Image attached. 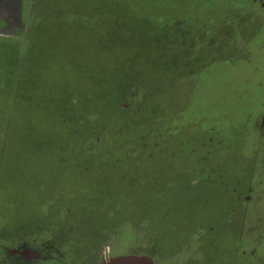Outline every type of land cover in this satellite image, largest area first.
<instances>
[{
	"label": "trees",
	"instance_id": "obj_1",
	"mask_svg": "<svg viewBox=\"0 0 264 264\" xmlns=\"http://www.w3.org/2000/svg\"><path fill=\"white\" fill-rule=\"evenodd\" d=\"M233 3L33 0L27 26L20 31L15 28L20 22L11 21V15L20 19V11L16 15L3 10L4 5L11 7L10 11L16 6V10L19 4L0 0L4 14L0 34L8 36L4 32L10 28L16 36L23 33L22 40L0 38V98H5L10 110L0 117L7 139L4 170L21 169L29 175L34 165L29 153L31 139L48 138L50 156L62 155L59 160L50 159L49 173L52 183H57L62 171V197L57 199L59 205L62 203V218L58 222L64 234L62 249L70 252L59 260L57 256L50 258L51 264H89L94 254L100 259L102 247L120 236L134 203H143L140 207L145 206L155 216L156 211L170 209L171 202L174 206L175 201L182 203L187 198L193 187L189 169L177 172L178 176L175 171L169 173L161 184L156 183L158 178L149 172L158 169L152 148L164 151L172 145L178 154L192 155L190 142L203 140L213 129H203V125H220L224 119L220 107L231 100L233 79L227 76L231 71L222 67L204 77L210 71L204 57L208 54L211 60L223 59L225 53L238 55L237 50L247 57V51L236 50L235 39L233 45L228 41L230 47L225 49L223 38L209 36L204 29L210 17L224 26V17L235 9ZM225 31L231 36L232 31ZM130 87L141 92L132 109L124 110L120 106L130 100ZM227 115L231 116L229 122L222 125L239 120L230 111ZM154 136L155 142L150 140ZM143 157H147L148 168L139 164ZM200 166L197 163L191 170L199 173ZM44 169L40 162V172ZM145 185L155 188L140 193ZM195 190L198 194L204 191L205 182ZM99 191L106 194L99 195ZM27 194L24 188L11 192L9 184L0 180L1 203L13 202L18 196L25 200ZM1 205L0 220L38 219L31 209ZM176 210L180 215L186 211L182 207ZM35 228L27 235L49 229ZM210 228L215 231L214 226ZM132 229L139 237L137 225ZM75 241L80 242L79 254H74ZM53 242V247L60 248V242ZM218 242L214 237L206 246L207 252L219 256L222 246ZM170 244L168 252L174 250Z\"/></svg>",
	"mask_w": 264,
	"mask_h": 264
},
{
	"label": "rangeland",
	"instance_id": "obj_2",
	"mask_svg": "<svg viewBox=\"0 0 264 264\" xmlns=\"http://www.w3.org/2000/svg\"><path fill=\"white\" fill-rule=\"evenodd\" d=\"M32 1L9 0L10 4H19L16 10L15 6L11 11V7L3 6L5 8L3 10L12 14L17 15L20 11L19 20L17 16L11 15V21L20 22L15 25V28L20 31H24L27 26ZM232 5L235 9L231 10L230 15L224 17V26L210 17L204 29L209 36L217 34V38H223L225 49L230 47L227 46L228 41L232 43V40L235 39L237 45L234 48L247 51V57L237 49L238 55L232 51V55L225 53L223 59L211 60L208 54L204 57L207 63L206 70H209L210 65V71H207L204 77H210L212 72L222 69V67L231 71V73H227V76L230 75V79H233L232 96H230L232 102L227 100V104H222L220 107L224 119L220 125H203V129L209 127L213 129L210 134L207 133L204 136L203 140L196 139L190 142L192 155H188L189 153L185 156L178 154L172 145L167 146L164 151H156L155 148H152L156 152L153 162L158 169L149 172L154 178H158L155 180L156 183L161 184L162 177H166L169 173L175 171V175L178 176L180 174L177 172L189 169V181L193 187L188 192L187 198L182 203L175 201L174 206L171 202L170 209L162 212L156 211L155 216L151 215V211H147L145 206L140 207V205H144L143 203L140 205L134 203L133 206L129 204L132 209L130 213L128 211L127 221L124 222L125 224L119 232L120 236L108 241L102 247L100 259L97 254H94L95 258L89 264H101L109 258L119 255H146L151 257L156 264H218L216 263L218 258L215 259L212 252H207L208 248L206 247L216 235L218 236L216 238L227 245L224 249L227 264H241L247 260H251L252 264H264V255H260L264 252V247L259 245L262 240L258 241V238L264 239V132L258 129L259 125H264V117L261 119L264 113V0H234ZM224 28L227 31L228 29L232 31L231 36ZM12 32L11 28L7 29L4 33H7L8 36L0 34V38L22 40L23 33L16 36V33ZM196 52L197 50L194 49L193 53ZM131 89L132 87L128 93L130 100L124 101L120 106L124 110L132 109V104H135L134 99L141 92L140 88L137 91ZM227 111L232 112L239 120L233 121L232 125H222L229 122L228 118L231 117L227 115ZM145 126L143 127L145 128ZM146 127L151 129L150 126ZM5 129H0V180L3 184H9L11 192L24 188L28 190V194L24 198L25 200L18 196L13 202L6 204L0 202V205L12 206L11 209L23 206L31 209L33 211L31 213L37 215L38 219L36 217L31 219L13 217L10 218L11 220L1 218L0 264H51L50 258L57 256L56 258L59 260L62 255L65 256L67 252H70L68 248L62 249V245H65L63 243L64 234L63 228H60L61 224L58 222L62 218V203L59 205L57 202L59 196L62 197V171L58 174L57 183H52L50 178V173H52L50 172V159L59 160L62 155L55 153L50 156L51 142L48 138L31 139V146L35 148L34 150L31 148V152H29L30 156L34 158V165L33 167L31 165L29 175L17 168L18 172L13 170L6 172L4 170V159L7 152ZM153 131L156 132L154 129ZM185 132L188 134L189 130H185ZM150 140L155 142L156 136ZM165 147L166 145L163 146V148ZM58 148L55 149L57 152ZM146 158L139 159V164L145 163L148 168ZM148 158L152 159L149 156ZM40 162H42L43 169L45 168L42 172L39 170ZM197 163L201 164L199 173L191 170V167H195ZM172 164L174 168L171 166ZM146 168L144 167V170ZM18 174L25 176V180ZM201 182H205V190L198 194L195 188ZM154 188L145 185L140 188V193ZM66 191L64 188V192ZM252 193L254 197L252 205L258 214H254V209H252L253 227L248 224L242 226V221H239L238 208L229 209V207L234 203H237V206L240 205L242 200L247 203L252 201V198H248ZM98 194L104 196L106 192L99 191ZM108 207L111 208V204ZM176 207H182L186 211L180 215L181 212H178ZM109 208H107L108 211ZM59 209V217H55L56 210ZM110 212L112 213V210ZM110 216L112 215L110 214ZM260 221L262 222L260 223ZM7 224L9 225L6 226ZM103 225L109 224L104 223ZM136 225L139 228V237L132 229ZM35 226L39 227L38 231L49 229L47 232H37L42 235L32 233L27 235L34 232ZM166 226L169 228H165ZM210 226L215 227L213 236L208 232ZM241 227L244 228L245 233L253 235L255 238L254 241L247 238L249 246L245 247L247 253L251 252L252 246L255 247L256 253L250 255L251 258L247 254H242L241 251H236L234 254L232 252L235 240L237 245L238 239L241 238L239 237L242 233ZM251 228L252 231L249 232ZM141 231H143L142 234H140ZM179 233L182 235L181 237L178 236ZM183 234L186 235L183 236ZM83 237L87 239L89 235ZM52 238L60 242L58 243L60 248L53 247L55 240L51 241ZM187 240L191 244L188 245L185 242ZM87 243L84 241L83 244ZM168 244L174 246V251H167ZM75 245L74 254H79L80 251L77 248L80 242L73 243V247ZM15 250L18 251V254H13ZM92 251L95 253L97 247ZM71 252L73 251L71 250Z\"/></svg>",
	"mask_w": 264,
	"mask_h": 264
},
{
	"label": "crops",
	"instance_id": "obj_3",
	"mask_svg": "<svg viewBox=\"0 0 264 264\" xmlns=\"http://www.w3.org/2000/svg\"><path fill=\"white\" fill-rule=\"evenodd\" d=\"M3 13H1V10H0V19H2L3 18ZM0 32H2L1 30H0ZM4 99L5 98H0V104H1V108H0V117L2 116V118H4L5 117V114H9V112H10V110H9V104L7 103V102H5L4 101ZM264 117V113L262 114V117H261V119ZM260 119V120H261ZM260 122V121H259ZM2 123H3V120L1 121V125H0V129H2V128H4V126L2 125ZM258 125H259V123H258ZM258 129H259V131H262V132H264V125H259L258 126ZM253 192V191H252ZM248 198H252L251 200L252 201H249L248 203H247V201H244V200H242V202H240V205H238L237 206V203H234L233 205H231L230 206V209H232V208H238V213H239V216H240V220L239 221H242V226L244 225V224H248V225H252V227H253V224H254V217H253V213L254 214H258V212L256 211L255 212V209H254V205H252V203L254 202V197H253V193L252 194H250L249 196H248ZM258 205H259V203H257ZM256 208V207H255ZM252 209H254L253 210V213H252ZM261 213H263V212H261ZM263 215H264V213H263ZM262 215V216H263ZM242 219V220H241ZM262 221H260V223H261ZM243 227H241V230H242V233H240V235H239V233H238V235H239V237H241V238H239L238 239V241H237V245H236V240H235V242H234V245H232V252H233V254L237 251V252H240L241 251V253L242 254H247L249 257H250V255H254L255 253H256V250H255V247H251V248H253L252 250H251V252L250 253H247V251H245V247H248L249 246V244H248V242H249V240L251 239V240H253L254 241V236L253 235H250V234H247V233H245L244 231V228L242 229ZM250 231H252V228L249 230V232ZM208 232L213 236V235H215V233H214V231H212V229H208ZM244 232V233H243ZM215 237H218L217 235L215 236ZM247 238H249V240L247 239ZM258 238V237H257ZM219 239V238H218ZM259 240H262L261 241V243L259 244L260 246H262V247H264V239L263 238H261V239H259L258 238V241ZM251 242V241H250ZM256 242H257V240H256ZM187 244L189 245V244H191V242H187ZM213 244H215V243H213ZM218 244H220L221 246H222V252L221 253H219V256L217 255V254H214V257H215V259H217L218 258V260H217V262L216 263H218V264H227V260L225 259V257H224V249L227 247V245L226 244H224V243H222V241L219 239V242H218ZM238 248V249H237ZM174 251V250H173ZM13 254H15L14 252H13ZM260 255L261 256H263L264 255V252H262V253H260ZM120 256V255H119ZM113 257H116V256H113ZM112 258V257H111ZM251 258V257H250ZM109 260V259H108ZM107 260V261H108ZM252 264V261L251 260H247L246 262H243V263H241V264ZM260 263H261V261H260ZM155 264H156V262H155Z\"/></svg>",
	"mask_w": 264,
	"mask_h": 264
},
{
	"label": "water",
	"instance_id": "obj_4",
	"mask_svg": "<svg viewBox=\"0 0 264 264\" xmlns=\"http://www.w3.org/2000/svg\"><path fill=\"white\" fill-rule=\"evenodd\" d=\"M102 264H155V261L149 256L120 255L110 258Z\"/></svg>",
	"mask_w": 264,
	"mask_h": 264
},
{
	"label": "flooded vegetation",
	"instance_id": "obj_5",
	"mask_svg": "<svg viewBox=\"0 0 264 264\" xmlns=\"http://www.w3.org/2000/svg\"><path fill=\"white\" fill-rule=\"evenodd\" d=\"M14 253H15V254H18V251H17V250H15V251H14ZM109 259H110V258H109ZM101 264H102V263H101Z\"/></svg>",
	"mask_w": 264,
	"mask_h": 264
}]
</instances>
